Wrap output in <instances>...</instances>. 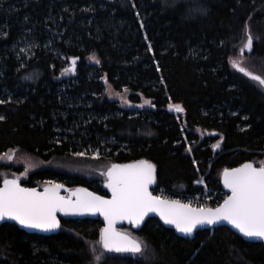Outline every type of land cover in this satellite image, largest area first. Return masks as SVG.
I'll list each match as a JSON object with an SVG mask.
<instances>
[{"label": "trees", "instance_id": "1", "mask_svg": "<svg viewBox=\"0 0 264 264\" xmlns=\"http://www.w3.org/2000/svg\"><path fill=\"white\" fill-rule=\"evenodd\" d=\"M246 30L250 58L264 61V0H0V154L104 167L98 178L38 170L20 182L26 188L50 181L106 196L107 166L148 160L153 194H222L225 168L264 160V88L231 68ZM93 54L99 63H90ZM72 57L75 71L65 72ZM107 86L151 105L124 110L106 98ZM170 104L184 111L169 113ZM102 227L61 220L56 234L39 236L3 224L0 264H264V246L227 227L182 238L155 219L121 229L147 244L143 255L106 253L94 263L89 243Z\"/></svg>", "mask_w": 264, "mask_h": 264}, {"label": "snow or ice", "instance_id": "2", "mask_svg": "<svg viewBox=\"0 0 264 264\" xmlns=\"http://www.w3.org/2000/svg\"><path fill=\"white\" fill-rule=\"evenodd\" d=\"M165 2L167 3V0ZM176 2L177 0H172L173 6ZM193 10L192 7L188 8L190 14ZM195 11L204 13L207 10L196 8ZM252 43L253 36L246 30L244 48L251 49ZM77 59L78 57H72L71 66L64 71L74 72ZM91 59L99 63L95 54ZM232 63L241 72H245L264 86V77L247 71L236 61ZM145 103L151 102L146 100ZM169 107L177 112L184 111L180 104ZM3 119L4 117L0 116V120ZM219 146V144L214 145L215 148ZM74 155L84 156L85 153L76 152ZM93 155L99 157V151L97 150ZM2 158L4 157H0ZM7 158L12 159V156L7 155ZM155 173L156 165L148 160L124 165L111 164L103 172L107 177V187L112 192L111 198L98 196L88 192L87 189H76L72 192L76 197L75 200L60 194V189L64 188L62 184L52 183L41 192L36 188L23 187L18 177L5 178L3 187H0V221L7 218L26 228L54 231L61 227L57 212H64L66 215L100 213L104 216L106 225L101 229L100 240L97 243L108 251L141 255L147 250V244L118 231L115 228L117 220H128L139 225L149 212H157L166 224L175 225L178 231L185 234H191L197 225L227 221L246 237L264 240V161H261L259 166L249 161L238 168H225L223 182L231 194L216 208L203 206L193 208L190 203L186 204L178 199L154 196L149 186L155 183ZM26 174L27 170L23 175ZM97 251L98 249L93 246L92 252ZM101 256L102 254L95 255V261L99 262Z\"/></svg>", "mask_w": 264, "mask_h": 264}, {"label": "rangeland", "instance_id": "3", "mask_svg": "<svg viewBox=\"0 0 264 264\" xmlns=\"http://www.w3.org/2000/svg\"><path fill=\"white\" fill-rule=\"evenodd\" d=\"M246 43L243 42L241 44V47L239 48L238 52L232 56L231 58V68L233 70H239L238 67H235L233 65V61H236L237 63L240 64L241 67H244L247 71L254 73L255 75H259L261 77H264V61L262 62H255L253 59L250 58V50L248 48H244V44ZM243 49V51L241 50ZM90 63H96L95 60L90 58ZM240 71V70H239ZM257 82V81H256ZM264 88V86H262ZM105 95L106 98L110 101H115L119 104V106L124 109V110H133V111H141V110H147L151 103H145V99L141 100L140 104H132L129 101V95L130 92L128 91H121V92H116L114 91L110 86L106 87L105 90ZM148 101V100H147ZM143 105V106H141ZM170 105H174V104H170ZM167 111L169 113L175 114V115H180L181 112H177L174 108H170L169 106L167 107ZM196 133H198V135L200 136V138L202 139L206 134H204L203 131L196 129L195 130ZM219 144V141H216L215 143L212 144L213 148L214 145ZM219 148V147H218ZM191 149V148H188ZM187 149V152L190 153V151ZM7 155H11L12 159H8ZM0 157H4L2 159H0V165L1 166H7L9 167V170H2L0 171V181H3L5 178L8 179H12L14 177H18L19 178V182H23L26 181L29 174L38 171V170H42V169H46V168H56V169H62V170H72L74 172H78L80 174H84L87 177H94V178H98L100 177L99 174H101L102 169L104 168L102 165L99 164H95V163H81V162H74V161H69V160H52L50 162H43L40 161L39 159L30 156L28 154H16L13 151H7L4 154H0ZM264 161V160H262ZM261 162V161H260ZM260 162L256 163L257 166H259ZM31 165V167L29 166ZM16 170H19L16 171ZM27 170V174L23 175V173H25V171ZM103 182H105V179L103 180ZM54 182H50V181H46L43 183H40L37 185V187L35 188H42L44 186L47 185H51ZM57 184V183H55ZM197 185L199 186H204V183L202 180H199V182L197 183ZM162 191H159L158 194H154L155 196H160L161 198H168L171 200H180L183 203H190L191 207L194 208H198V207H208V208H214L216 206H218L221 201L223 200V196H226L223 192L222 194L220 193H210L208 190L205 191L204 196L198 197V198H194L193 201L189 202L188 198L182 200L181 198H173L171 196H169L168 194H161ZM195 200L200 201L201 203L200 206L196 205ZM218 204V205H217ZM123 232L128 233L127 230H122ZM98 241L95 242H91L89 243V250L90 253L92 255V259L94 261V263H97L94 259L95 255H101V260L103 258L106 257V253H109L108 251H106L105 249L102 248V246L97 243ZM95 246L98 251L96 253L92 252V247Z\"/></svg>", "mask_w": 264, "mask_h": 264}, {"label": "water", "instance_id": "4", "mask_svg": "<svg viewBox=\"0 0 264 264\" xmlns=\"http://www.w3.org/2000/svg\"><path fill=\"white\" fill-rule=\"evenodd\" d=\"M155 176H156V173H155ZM47 186H50V185H47ZM0 187H3V183L0 185ZM45 187L46 186H44L42 188H36V189H37V191H41L42 192ZM220 187H221V190L226 194V197L231 194L230 193V190L227 189L224 186V182H223V172H222L221 177H220ZM154 188H155V183H153L152 185L149 186V190L152 193H153ZM77 189H86V188H77ZM103 189L106 192V196L97 194V193H95V192H93V191H91L89 189H87V190H88V192L95 193L98 196H102V197H105V198H111L112 192L107 187V177L106 176H105V183H104ZM74 190H76V189L69 190L68 188H66L64 186V188L60 189V194L62 196L69 197V198L75 200L76 197L72 195V192ZM224 199H223V201H224ZM223 201L220 204H222ZM216 207H214V208H216ZM57 217L60 220V224H61V220L62 221H68V220H72V221L99 220L103 224V227L102 228H104L105 225H106L105 218L100 213H84V214H71L70 213V214H67L66 215L64 212H57ZM148 219H155V220H157L164 228L169 229V230H172L177 236L182 237V238H192L193 235L196 232H198V231L213 230V229H216V228H219V227H227L230 231H232L238 237H240L241 239H243L245 242H247V243L262 244L264 246V240H261V239H258V238H248V237H246L243 233H241L237 228H235L232 224L228 223L227 221H219V222H217L215 224H202V225H197L196 228L193 229V231H192L191 234H185V233H182V232L178 231L176 229L175 225L166 224L164 222V220L161 219L159 213H157V212H149L147 214V216L144 217L143 221H141V223L139 225H137L135 223H132V222H129L128 220H117L116 223H115V228L118 231H120V232H122L121 229L124 228V227H131L133 229L138 230V229H140L144 225V223ZM6 223L15 225L19 230H21V231H23V232H25L27 234H33V235H39V236H51V235L56 234L58 232V230H59V228H58V229H56L54 231H42V230H38V229L26 228V227H23V226L19 225L16 221H13V220H10V219H7V218L5 220H3V221H0V226L3 225V224H6ZM122 233H124V232H122ZM106 251H108V250H106ZM108 252L109 253H115V254L131 253V252H116L114 250L113 251H108Z\"/></svg>", "mask_w": 264, "mask_h": 264}, {"label": "built area", "instance_id": "5", "mask_svg": "<svg viewBox=\"0 0 264 264\" xmlns=\"http://www.w3.org/2000/svg\"><path fill=\"white\" fill-rule=\"evenodd\" d=\"M224 197H225V196H223V199H224ZM193 200H194V198H193V199H192V198H188V201H189V202H191V201H193ZM195 202H196V201H195ZM196 205H197V206H200V204H198V202H196Z\"/></svg>", "mask_w": 264, "mask_h": 264}]
</instances>
